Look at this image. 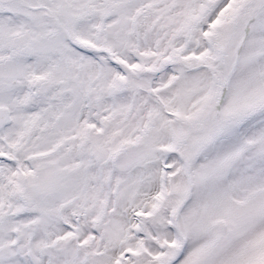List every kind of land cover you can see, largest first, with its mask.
Here are the masks:
<instances>
[{
  "label": "snow or ice",
  "instance_id": "obj_1",
  "mask_svg": "<svg viewBox=\"0 0 264 264\" xmlns=\"http://www.w3.org/2000/svg\"><path fill=\"white\" fill-rule=\"evenodd\" d=\"M0 264H264V0H0Z\"/></svg>",
  "mask_w": 264,
  "mask_h": 264
}]
</instances>
